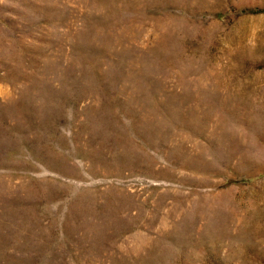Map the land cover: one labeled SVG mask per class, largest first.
<instances>
[{"label": "rangeland", "instance_id": "374dc122", "mask_svg": "<svg viewBox=\"0 0 264 264\" xmlns=\"http://www.w3.org/2000/svg\"><path fill=\"white\" fill-rule=\"evenodd\" d=\"M0 264H264V0H0Z\"/></svg>", "mask_w": 264, "mask_h": 264}]
</instances>
